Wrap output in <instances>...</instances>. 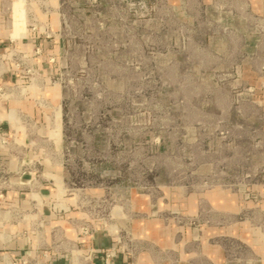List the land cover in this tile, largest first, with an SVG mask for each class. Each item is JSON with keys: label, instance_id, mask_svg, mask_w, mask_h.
I'll use <instances>...</instances> for the list:
<instances>
[{"label": "rangeland", "instance_id": "374dc122", "mask_svg": "<svg viewBox=\"0 0 264 264\" xmlns=\"http://www.w3.org/2000/svg\"><path fill=\"white\" fill-rule=\"evenodd\" d=\"M58 6L27 26L56 46L44 152L68 186L101 187L124 236H264V17L245 0Z\"/></svg>", "mask_w": 264, "mask_h": 264}, {"label": "crops", "instance_id": "0c3cea01", "mask_svg": "<svg viewBox=\"0 0 264 264\" xmlns=\"http://www.w3.org/2000/svg\"><path fill=\"white\" fill-rule=\"evenodd\" d=\"M59 1L0 0V84L16 86L0 98V133L9 140L0 148V264H21V256L30 258V264H100L101 250L113 246L116 237L125 238L122 232L130 217L120 204L109 205L101 187H70L61 169L47 162L44 150L55 145L61 106L44 55L56 46L32 31L27 19L54 17ZM245 1L251 14L264 17V0ZM11 47L30 58L34 76L15 70ZM131 205V212L137 213L136 204ZM135 222L130 219L132 225ZM85 223L95 229L88 236L75 229ZM129 234L135 264H264L260 234L165 236L135 233L133 227ZM128 260V254L119 250L114 264Z\"/></svg>", "mask_w": 264, "mask_h": 264}, {"label": "built area", "instance_id": "2783aa9c", "mask_svg": "<svg viewBox=\"0 0 264 264\" xmlns=\"http://www.w3.org/2000/svg\"><path fill=\"white\" fill-rule=\"evenodd\" d=\"M61 8V7H60ZM59 9V6L56 10ZM37 23L34 24V28H30L31 30H35L37 27ZM38 30H40L41 25H38ZM10 61L12 62L15 70L19 72L21 75L34 76L36 74V70L30 63V58L17 52L12 47L9 50ZM1 59V58H0ZM16 86H10L6 84H0V98H5ZM46 104V103H45ZM8 137L4 136L0 133V148H6L8 145ZM3 172H5L4 168H1ZM0 179H3L1 176ZM104 224V222H102ZM76 232L80 235L88 236L95 229L93 226L88 224H78L76 227ZM114 241L115 244L113 246H109L103 248L100 252L99 262L100 264H114V259L116 258L119 250H124L126 254L129 256V260L126 264H135V257L132 247V238L130 236H125L124 239L120 237H116ZM264 248V247H263ZM19 262L21 264H30L32 260L27 256H21L19 258Z\"/></svg>", "mask_w": 264, "mask_h": 264}]
</instances>
